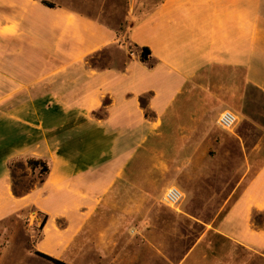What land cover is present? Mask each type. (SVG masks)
Instances as JSON below:
<instances>
[{
  "label": "crops",
  "instance_id": "crops-1",
  "mask_svg": "<svg viewBox=\"0 0 264 264\" xmlns=\"http://www.w3.org/2000/svg\"><path fill=\"white\" fill-rule=\"evenodd\" d=\"M46 1L56 8L40 2L27 30L44 54L41 78L20 84L0 63V224L36 207L47 217L41 253L58 260L84 229L106 220L90 244L100 264H264V159H249L264 155V0H122L123 26L113 24L118 0ZM143 48L149 63L140 60ZM20 92L28 113L17 106ZM224 111L238 118L228 136L246 159L215 184L212 173L226 167L214 158L226 154L218 136L227 135L216 128ZM147 156L203 159L188 158L181 170L136 165ZM30 158L46 161L49 174L18 196L10 166ZM154 172L186 175V205L155 202L147 187ZM134 179L138 194L122 195ZM215 186L231 190L209 220L196 217L189 204L208 213ZM153 214L155 224L167 214L189 226H151ZM191 234L198 238L189 246L178 239Z\"/></svg>",
  "mask_w": 264,
  "mask_h": 264
},
{
  "label": "rangeland",
  "instance_id": "rangeland-1",
  "mask_svg": "<svg viewBox=\"0 0 264 264\" xmlns=\"http://www.w3.org/2000/svg\"><path fill=\"white\" fill-rule=\"evenodd\" d=\"M57 5L61 2H65V0H49ZM40 2L41 0H2L1 3L4 8L0 6V63H2V69L4 72L9 70L12 72L15 77L17 76L20 84L24 83H37V80L41 78V73L46 69V61H44V55L41 51H35V42L33 35L27 33V30H30L28 26L33 28L35 26L34 21L37 15H39L40 11ZM120 10H116L117 18L114 19L113 24L123 26L125 19L127 18V14L124 11V5L122 0H118ZM11 4H15L16 6L11 9L8 7ZM11 7V6H10ZM30 14V15H29ZM40 14L39 17H41ZM13 20V21H12ZM30 20V22H28ZM12 21V24H11ZM9 23L10 27L3 28V24ZM1 28L2 31H1ZM39 48L41 46H38ZM99 59V62L104 65L106 62ZM96 61V60H94ZM3 96H6V92L2 93ZM26 94L20 92V95L17 98V106L21 112H29L31 108H26ZM36 97L35 101V111L40 114L44 110L41 107L42 103V93L35 91L33 93ZM31 95V93H30ZM39 97V98H38ZM261 107H262V115H264V96H261ZM24 114V113H21ZM220 117V116H219ZM218 117V119H219ZM217 119V123H218ZM238 123V122H237ZM237 126V124H236ZM236 126L229 130L224 131L216 126L217 130L227 136L219 135V144L218 147L222 148V150L226 151V154H223L218 157H214L217 161H226V167L222 171L219 166H217V170L212 174L216 176V180L213 178V182L215 184H221L222 176L226 177H234L236 175V171L240 170L243 167V159L246 158L239 154L240 142L236 140L235 136H228V133H233L236 131ZM250 135L255 133L252 125H249V129L247 128ZM188 158H195L196 162H202L203 157H159V156H147L143 158H138L135 163L136 165L139 163L143 164H152V163H172L178 165V169L181 170L188 162ZM253 159H264V155L260 157H249ZM229 163V164H228ZM14 176V190L16 195L24 196L31 192L36 186L39 185V178L32 174V171L28 168L25 161H13L10 166ZM232 173V174H231ZM139 175V173H136ZM156 175V178L147 184L150 195L155 197V202L161 203L163 200L164 203V195L168 188L177 187L183 192V199L178 206L175 208H170L175 210L179 207L186 205L187 194L183 189L179 187V183L188 186L189 182L186 179V175L184 173H153ZM131 187L122 188L120 191L122 195H136L138 194V186H141V183L134 179L132 181ZM231 189L215 186L212 188L208 187V197H213V203H208V213L204 211L203 205L200 203H196L195 205H190L196 209L195 216L202 218V216L208 215L209 218L216 213V209L219 208L224 198L228 196ZM196 194L199 196L203 195V189H196ZM223 199V200H222ZM209 199L208 201H210ZM157 204H146V205H135L131 206H141L152 208ZM165 205V204H164ZM203 216V217H204ZM151 226H165V227H174V228H182L188 227L186 223L175 219L170 215H165V219L168 221L166 223H156L155 219L159 222L160 217L157 215H151ZM45 220V215L42 214L36 207L29 206L22 213L14 218H11L0 224V264H53L52 262L45 260L35 253L41 252L42 243H46V224H43ZM106 220L104 221H96V225L93 228L84 229V232L80 237H78L77 243L74 241L71 245L68 246L67 250L63 253L60 261H63L67 264H100L97 255H92L90 252V244L94 239H97V228L106 224ZM101 224V225H100ZM99 227V228H100ZM189 229V228H188ZM192 233V232H191ZM194 235V236H193ZM191 234L188 236H179V240L187 241V246L191 245L193 240H196L198 236L196 234ZM76 243V244H75Z\"/></svg>",
  "mask_w": 264,
  "mask_h": 264
},
{
  "label": "trees",
  "instance_id": "trees-1",
  "mask_svg": "<svg viewBox=\"0 0 264 264\" xmlns=\"http://www.w3.org/2000/svg\"><path fill=\"white\" fill-rule=\"evenodd\" d=\"M41 4L44 6V7H47V8H50V9H55L56 8V5L53 4V3H50L46 0H42L41 1ZM152 59V55H151V52L149 49L147 48H143L141 49V52H140V60L143 62V63H149ZM27 166L28 168H30L32 170V172H35V171H39V179H40V182L41 183H44V180L46 178V176L49 174V167L46 163V161H43V160H40V159H35V158H30L27 160ZM47 222V217H45V220L43 222V224H46ZM37 256L45 259V260H48L50 262H52L53 264H67L63 261H60L58 259H55L53 257H50L44 253H41V252H36L35 253Z\"/></svg>",
  "mask_w": 264,
  "mask_h": 264
},
{
  "label": "built area",
  "instance_id": "built-area-1",
  "mask_svg": "<svg viewBox=\"0 0 264 264\" xmlns=\"http://www.w3.org/2000/svg\"><path fill=\"white\" fill-rule=\"evenodd\" d=\"M238 122L237 116L231 111H224L219 119L218 126L221 130L229 131L233 129ZM183 199V192L177 187H170L164 195V204L169 208H175Z\"/></svg>",
  "mask_w": 264,
  "mask_h": 264
}]
</instances>
